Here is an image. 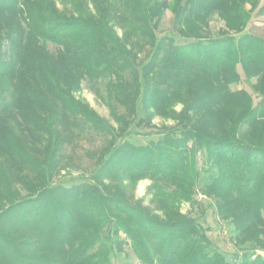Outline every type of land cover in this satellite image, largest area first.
I'll return each instance as SVG.
<instances>
[{
  "label": "trees",
  "instance_id": "trees-1",
  "mask_svg": "<svg viewBox=\"0 0 264 264\" xmlns=\"http://www.w3.org/2000/svg\"><path fill=\"white\" fill-rule=\"evenodd\" d=\"M123 1L149 30L169 9L186 41L159 36L137 68L104 21L64 14L52 0H0V264H114L125 238L142 264H231L205 227L172 210L196 186L220 201L233 244L249 240L232 264H264V38L246 30L264 1ZM214 14L225 29L209 36ZM238 66L246 80L255 77L256 103L230 88ZM83 79L101 81L104 94L95 91L119 127L150 126L154 115L176 122L136 145L134 130L116 133L75 96ZM85 127L109 145L81 179L55 181L65 146ZM115 176L150 179L173 217L108 192L104 182Z\"/></svg>",
  "mask_w": 264,
  "mask_h": 264
},
{
  "label": "rangeland",
  "instance_id": "rangeland-1",
  "mask_svg": "<svg viewBox=\"0 0 264 264\" xmlns=\"http://www.w3.org/2000/svg\"><path fill=\"white\" fill-rule=\"evenodd\" d=\"M264 0H261V3ZM56 8L67 15H78L85 20L93 23H104L116 33L118 40L122 43L124 48L130 54L134 65L139 68L143 62H145L154 46L156 39L163 35L173 33L176 43H184L186 40L178 35L173 29V13L169 9H165L161 18L153 22L151 30L147 29L145 25L140 22L137 14L130 9L126 2L123 0H52ZM248 7V5H247ZM205 32L209 36H215L220 29H225L224 21L218 16V14L212 15L204 26ZM246 30L262 36L264 38V13L259 14L252 11L250 20L247 24ZM47 48L50 51L55 50V45L51 42H47ZM238 71L241 75V79L237 83L230 84L232 90L244 88L249 95L252 96L253 102L256 103L258 95L253 91L251 83L255 82V77L246 80L243 72L238 66ZM101 81L97 83L91 80L83 79L81 81V87L76 91L75 96L84 102L88 107L93 109L97 116L101 117L108 124L114 127V131L119 134L120 130L130 131L134 130V134L128 137L129 141L136 145H144L151 140H157L160 134L157 130L164 126H173L175 120L169 117H161L154 115L150 126L137 125H120L116 122L111 114L110 107L95 91V86H101ZM100 91L104 94L103 87ZM254 105V104H253ZM183 104L177 102L173 109L176 112H180ZM119 107V112H123V106ZM86 129L79 133L74 138V143L69 146H65L62 155V166L60 173L56 176L55 181H63L66 184L81 179L79 176L88 174L93 168L97 158L100 156L101 150L106 147L107 144L104 137L96 133L93 129L85 127ZM246 129L244 124L241 125L240 130ZM38 155V154H37ZM196 159L199 166L202 165L203 153L202 150H198L196 153ZM34 178V177H33ZM128 178H120L115 176L113 179H106L107 190L110 193H115L125 198L129 203L136 205L139 201L140 206L144 210L157 218L167 219L172 218V210L176 209L180 215H187L196 220L199 224L206 228L207 236L211 241L212 247H217L225 256V258L231 264L236 258L235 254H239L241 249L249 247V240L242 239L238 245L233 244V240L230 239L232 234V225L225 222L222 217L216 213L217 206L220 201L210 195L201 192L199 186L194 188V193L190 200H179L176 206L170 208H159L158 195L164 194V190L156 192V189L152 187V182L148 178L139 179L136 182L127 180ZM158 193V195L156 194ZM121 238H125L123 235ZM258 253H264L262 250H257ZM114 264H142L136 257L133 250L130 247L128 239L125 238V244L121 252H116V256L113 258Z\"/></svg>",
  "mask_w": 264,
  "mask_h": 264
}]
</instances>
